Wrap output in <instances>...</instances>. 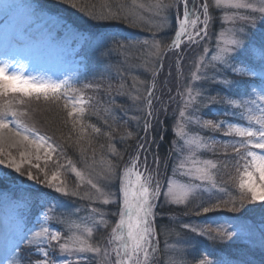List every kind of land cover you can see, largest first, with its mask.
<instances>
[{
    "label": "rangeland",
    "instance_id": "1",
    "mask_svg": "<svg viewBox=\"0 0 264 264\" xmlns=\"http://www.w3.org/2000/svg\"><path fill=\"white\" fill-rule=\"evenodd\" d=\"M48 2L49 11H39L41 14L27 6L31 14L30 17L26 16L28 19L36 14L35 18L31 19V22L35 23L28 26V32L40 33L42 37L34 38V47H31L29 51H24L20 56V62L15 65L26 76L50 78L55 81L69 80L79 91H67L66 95L79 98L82 94L85 103L77 104L76 107H82L85 111L82 114L73 112V115L69 116L68 113L73 111V104L65 98L64 91L56 94V96L49 93L47 98L43 94L38 97L37 94L26 96L19 92L0 97V106H8V103L11 102L13 110L24 113L18 119L21 128L27 127L32 130L27 133L30 141H35L36 136H43L46 141L41 147L37 148L35 142L22 141L21 137L15 135L16 138H11V135L16 131L14 125H9L7 129H0V159H4L6 163L14 161L20 165L21 171L24 173L21 176L13 169H5L4 165H0V175H3L6 171L8 177L3 183H0V186L10 187L6 189L8 194H15V189L19 188L38 189V193L43 190L46 194V198L43 199H51L43 201L45 202L43 207H46L37 213L38 220L35 223L38 228L35 231L39 230L40 225H45L52 230L61 231L62 236L76 232L78 235H83L89 243L94 245L99 240L106 241V237L111 234V225L117 216L112 215V213L118 211V201L117 203L110 202L108 205H104L102 198L92 201L81 199L79 196H64L55 192L54 189L48 188L44 181L46 177L51 179L53 173H56L57 179L53 181V184L64 186L69 191L77 190L80 196L85 193L97 195L91 185L88 184V180L91 179L93 182L98 183V186L103 187L105 183L103 174L105 171L110 166H115L118 173L124 160L128 158V154H136V144L139 141L146 144L147 151H140L138 168L144 166L141 161L144 162L145 157H147V161L152 162L154 157L160 159L157 179L161 184V196L155 201L157 206L154 209L155 225L159 230L158 235L154 238L157 241V252L154 254L155 264H175L182 256L189 264H194V261L202 252L208 251L207 248L211 250L210 247L213 242L183 229V224L203 225L210 224L213 220L224 224L226 227L229 224H240L244 226L245 235H252L258 241L260 230L264 229V219L259 218L261 215L234 216L236 219L234 221L239 222H229L228 219L230 218L228 216L217 218V215H213L215 212L203 215V219L195 218L196 216L189 215L192 208L186 209L191 206L194 207L195 212L197 204L213 195L223 200L234 198L238 201L241 195L239 182L244 169L240 167L239 172L237 171L238 157H236V153L231 147L225 148L223 145L225 142L238 141L241 137L234 132L225 135L226 127L218 132L203 129L194 121L197 117H200L201 119L225 120L227 123L237 124L240 127H249L250 123L245 118V110L232 109L228 105L218 102L209 104L206 107L202 105L199 112H194L193 107L186 108L185 105L188 101L189 85L192 87L193 96L203 85L209 96H216L217 100L229 96L234 100H238L243 97L245 89H255V91L251 92L249 97H243L244 99L256 100L261 95L260 89L264 87V84L259 81L258 77L253 83L241 85L239 95L235 94V89L229 91L214 83L204 84L202 81H192V73L196 71L195 65L200 63L201 57L207 63L211 60V56L215 54L216 37L219 32L233 26L232 21L223 20L226 13L228 15L233 13L256 15L257 27L253 31L257 39L264 35V20L259 18L260 14L253 13L251 8H216L214 0H211L209 37L201 44H186L189 45V48H187L189 58L184 62L180 61L177 65L176 56L170 57L171 54L165 55V61L164 59L161 61L160 56L164 55V52L157 54L154 47V44L159 41L161 49H165L168 32L173 29L174 9L157 15V9L151 6L155 5L158 0H135V2L134 0H58L59 3L57 4L55 0H48ZM159 2L167 4L168 0H159ZM242 2L256 4V0H242ZM16 3L18 5L23 4V0H0V12L15 6ZM4 5L10 7H4ZM139 5H144V7H139ZM51 9L62 11L67 20L54 17L53 12H50ZM180 9L182 11V8ZM109 13L118 14L121 18L99 19L101 16L109 15ZM93 16H96L97 19H93ZM124 17H127V19H124ZM111 22L122 24L121 26H125L129 31L138 32L139 36L130 37L127 35L128 32L123 30L118 34L109 32L104 26ZM243 23V21L236 20V26ZM97 27H100L99 30L102 32L106 31V35L99 39V41H104L103 46L111 45V36H116L122 42L147 40L149 43L147 45L137 44L126 52H113L111 58L104 59L100 55L101 51L95 55V48L92 52L81 50V44H79V38L77 37L83 32L86 37L85 41L88 43L90 38L86 36L83 29H96ZM59 28L63 31L58 30ZM93 36L97 35H91V37ZM43 39H45V42L42 41ZM65 39H69V41H65ZM196 39V41H200L199 38ZM79 45L80 49H78ZM94 46L96 47V44L89 45L86 49L89 50ZM205 47L208 49L206 53L203 51ZM4 60V58L0 59V61ZM176 67H178V71ZM118 68L124 73L123 78L118 75ZM153 71L157 73L155 77L152 76ZM221 78L223 77H217V79ZM86 84H100L102 87L85 88L84 85ZM121 84H123V88L120 87ZM153 86L155 95L160 97L162 103L166 102V104L169 101L164 98L166 92H178L176 103L172 106L167 105V111H162L159 115V124L164 120L168 123V126L164 124L166 128L160 133H158V126L146 133L142 130L143 120L137 123V120L133 119V117L139 115L140 108L144 107L143 97L147 95V89ZM137 96L141 99H134ZM196 101H199V97L196 98ZM257 102L259 103V101ZM154 104L160 107V103L154 101ZM249 106L253 108L254 114H258L255 105ZM106 109L107 111H105ZM181 110L185 111V117L183 118L179 116ZM242 113H244V116H242ZM236 118H241L240 121L242 122L233 121ZM190 120L192 122H189ZM251 126H255L254 121ZM94 127L99 128L100 132H95ZM81 128H83V132H81ZM128 132H133L134 137H127ZM178 133L181 135H178ZM153 137H155L154 141ZM160 137H163V139ZM196 139L209 145L214 142V150L197 148L195 144L191 146L185 144L186 140ZM166 142H168L169 149L164 152L162 150ZM48 145H52L56 149L50 152V158L46 155ZM113 149L115 153L122 154L123 158L121 159L115 155ZM152 151L154 153H151ZM193 152L195 155H192ZM21 153H24V155L22 156ZM190 156L191 159H189ZM192 160L201 162L196 165L198 167H204L203 161L207 160H211L212 163L216 164V168L208 169L213 180L202 183L199 180L190 181L188 176L181 175L189 168H193ZM181 161L185 163L184 168H178ZM243 163L244 161L241 160L240 165ZM35 165H39V167H35ZM73 168L80 172L81 176L78 177ZM148 169L151 170V167H148ZM28 173L32 174L33 180L27 179ZM145 174L147 175V172ZM258 176L259 174L256 173L257 180ZM37 180L40 183H37ZM116 181L117 179L111 182L113 192H116ZM169 181L174 187L187 186L193 183L200 185V187L194 189L185 204H170L164 196ZM213 182L216 184L215 188L211 187ZM77 186L79 187L77 188ZM205 188H209L211 191H205ZM104 190L107 191L108 189ZM259 203L256 204L259 205ZM249 205H253V203H248L247 206ZM49 206L55 211H48ZM92 208H98L105 214L103 219L108 221L109 227L107 229L100 227L98 230L93 219H89L92 215ZM100 219V215L95 214L94 220L99 221ZM1 220L5 223L3 218ZM75 223L87 224L88 227L93 229L92 235L88 236L74 227L70 231L69 224ZM12 226L15 227L16 225L13 224ZM248 228L252 229L251 233L248 232ZM26 237L27 234L25 233L19 235V239L25 243V250L29 247ZM232 242L247 244V241L241 240H233L227 243ZM8 248L11 254L5 264L14 259L17 253L23 259L24 264H28L29 260L39 258L38 253L20 252L15 244ZM185 253L186 255H184ZM262 253H264V249ZM50 254L57 261L66 258L59 253L58 249H50ZM102 255L103 253H101ZM67 258L76 259V257ZM99 259V257L95 261L89 259L86 264H99Z\"/></svg>",
    "mask_w": 264,
    "mask_h": 264
},
{
    "label": "snow or ice",
    "instance_id": "2",
    "mask_svg": "<svg viewBox=\"0 0 264 264\" xmlns=\"http://www.w3.org/2000/svg\"><path fill=\"white\" fill-rule=\"evenodd\" d=\"M214 3L216 8H251L253 13H259V18L264 20V0H256V4L245 3L242 0H214ZM211 6V0H168L167 4L161 3L158 0L155 5L151 6L157 9V15H161L162 12H167L174 8H182V13L177 17L178 30L175 31L172 44L167 45L163 50L159 41L154 44L157 54H160L162 51L164 52V55L160 56L161 61H163L164 56L167 55L168 50L173 46L176 49H180L182 37L186 36L189 41H194L196 38L203 40L209 36ZM4 7L10 6L4 5ZM139 7H144V5H139ZM92 18L97 19L96 16ZM109 18L119 19L121 17L115 13L99 17V19ZM124 19H127V17H124ZM237 19L244 23L236 26ZM223 20L232 21L233 26L219 32V35L216 37L215 54L211 56V60L207 63L201 57L200 63L195 65L196 71L192 73V81H202L204 84L214 83L217 86H223L229 91L235 89V94L239 95L240 86L253 83L257 77L264 84V35H261L257 39L253 31L257 27L256 15H239L238 13L228 15L226 13ZM190 27L195 31L190 32ZM110 40L111 45H105L100 52L101 57L104 59L111 58L113 52H126L137 44L142 43L147 45L149 43L147 40L142 42H122L116 36H111ZM203 51L206 53L208 49L205 47ZM182 59L183 56L177 53V65H179ZM117 73L123 78L124 73L119 68L117 69ZM156 75L157 73L153 71L152 76L155 77ZM218 76H222L223 78L217 79ZM84 87L100 88L102 85L86 84ZM120 87L123 88V84ZM62 91L65 92V98L73 104V111H70L68 115L72 116L73 112L82 114L85 109L82 107L77 108L76 105L85 103L83 95L81 94L79 98L68 97L66 95L67 91H79L69 80L55 81L50 78L26 76L14 62L0 61V97L19 92L26 96L37 94L39 97L40 94H43L47 98L49 93L56 96V94ZM254 91L255 89H245L243 97H249L251 92ZM260 92L261 95L256 100L244 99L243 97L234 100L230 96L221 97L217 100L216 96H209L203 85H201L200 90L195 92V96H193L191 85L188 86L186 108L193 107L194 112H199L202 105L206 107L209 104L219 102L228 105L232 109H244L246 112L245 118L250 123L249 127H240L237 124L227 123L225 120L201 119L200 117L195 119L194 122L203 129L218 132L226 127L227 131L225 135H230L234 132L237 136L241 137L240 140L235 142H225L223 146L225 148L231 147L236 153V157H238L237 171L239 172L240 167L244 169L239 182L241 195L238 201L234 198L223 200L214 195L209 196L207 200H202L197 204L196 216L214 213L222 208H225L228 212L237 213L241 212L242 209L247 210L246 205L248 203L256 204L257 202H260L258 206L264 209V154H259L264 153V87L260 89ZM197 97H199L198 102L196 101ZM134 99L140 100L141 98L137 96ZM154 101L160 103V107H157ZM143 105L144 107H141L139 110V115L133 117V119H136L137 123L143 120L142 130L147 133L158 126L159 115L162 111H167V104L166 102L162 103L160 97L155 95L153 86L147 89V95L143 97ZM249 105H255L258 114H254L253 108ZM21 115H24V113H18L11 108V102L8 103V106H0V129H7L9 125H14L16 128L15 136L21 137L22 141L35 142L37 148L41 147L46 143L45 138L43 136H36L35 141H30L27 133L32 130L27 127L21 128L20 120L18 119ZM179 116L185 117V111L181 110ZM242 116H244V113H242ZM253 121L255 122V126H251ZM189 122L192 121L190 120ZM93 130L97 133L100 132L99 128L94 127ZM81 132H83V128H81ZM178 135L181 134L178 133ZM127 137H134V133L128 132ZM160 138L163 139V137ZM154 140L155 137H153ZM185 144L188 146L195 144L197 148L214 150V142L212 145H209L201 143L199 139H196L186 140ZM55 150L52 145H48L46 155L50 158V152ZM141 150L147 151L146 144L137 141L136 159L133 161V168H126L123 177H118L116 167L110 166L103 174V181H105L103 187L98 186V183L93 182L91 179L88 180V184L91 185V188L95 190L97 195L85 193L83 196H80L77 190L69 191L64 186L53 184V181L57 179L56 173H53L51 179H47L46 177L44 181L46 186L54 189L57 193H61L64 196H79L81 199L92 201L102 198L104 205H108L110 202L117 203L119 197L117 192L111 190V182L119 179L118 192L122 194L123 206L118 208L116 213H112V215H118L119 219L115 222V226L111 228L110 237L106 241H97L95 245L89 243L83 235H78L76 232H71V235L62 236L61 231L52 230L48 226L40 225L38 231L32 232L30 237L25 238L29 246L26 251L39 254L38 259L29 260L28 264H86L87 260L91 259L95 261L97 257L100 258L99 264H155L154 254L157 252V241L154 238L158 233L154 226L156 224L154 209L157 206L155 201L161 196V184L157 179L160 159L159 157H154L153 163L157 167L149 170L147 167V157H145L144 167L147 175L139 171L134 173L133 169L139 166L138 161ZM113 152L115 153L114 149ZM21 155L23 156L24 153H21ZM115 155L121 159L123 158L120 153H115ZM192 155H195V153L193 152ZM249 157L251 159H248ZM189 159H191V156ZM241 160L244 161L242 165H240ZM200 163L199 160H192L193 168H189L188 171L181 173V175L188 176L190 181L199 180L202 183L212 181L213 178L209 174L208 169L216 168V164L212 163L211 160H207L203 161L204 167L196 166ZM0 165H4L5 169H13L14 172L19 173L21 176L24 175L20 165L14 161L6 163L4 159H0ZM35 167H39V165H35ZM184 167L185 163L181 161L178 168ZM73 171L76 172L78 177L81 176V173L76 171L75 168H73ZM256 173L259 174L258 180ZM133 174L135 175V180L131 179ZM7 178V172L5 171L3 175H0V183H3ZM27 179L33 180L34 177L31 173H28ZM36 182L40 183L38 180ZM199 187L200 185L194 183L187 186L174 187L171 181H169V186L164 196L170 204H185L189 195L194 189ZM211 187L215 188L216 184L213 182ZM104 189L108 190L105 191ZM205 191H211V189L205 188ZM48 211L55 210L49 206ZM97 213L101 217L99 221L94 220V216ZM91 214L89 219H93L98 230L100 227L104 229L109 227L108 221L103 219L105 214L98 208H92ZM185 214L187 215L188 213ZM53 218L59 219L58 217ZM68 227L70 231L74 227L88 236H91L93 233V229L88 227L87 224L75 223L69 224ZM182 227L190 233L213 242L214 246H216L214 251L202 252L196 258L194 264H244L243 261L238 262L233 257L223 254L219 249V245L233 240L247 241V247H251L256 243L252 235H245L244 226L240 224H229L226 227L224 224L213 220L210 224H183ZM248 232L251 233L252 229L248 228ZM259 243L261 247H264V229L260 230ZM50 249H58L59 253L66 258L62 261H57L50 254ZM101 253H103L102 256ZM67 257H76V259L72 260ZM8 264H24V261L19 253H17L14 259L8 261ZM175 264H189V262L182 256Z\"/></svg>",
    "mask_w": 264,
    "mask_h": 264
},
{
    "label": "trees",
    "instance_id": "3",
    "mask_svg": "<svg viewBox=\"0 0 264 264\" xmlns=\"http://www.w3.org/2000/svg\"><path fill=\"white\" fill-rule=\"evenodd\" d=\"M40 1L45 3V4H49L48 0H40ZM59 1H61V0H59ZM55 2H56V4L59 3L58 0H55ZM115 22H111V23H108V24L109 25H122V24L115 23ZM181 55L183 56V59L181 60L182 62L184 61V59L186 60V59L189 58V54H188L186 49L182 50ZM174 56H176L175 53H174ZM176 69L178 71V67H176ZM166 93L167 94L164 96V98L169 100L167 102V105L168 106L174 105L176 103L175 101H177V99H178V97H177L178 92L167 91ZM228 94H229V92H228ZM170 98H172V99H170ZM164 101H166V100H164ZM164 124H165V126H168V123H166L165 120L162 123L158 124V133H160V132L165 130L166 127L164 126ZM116 136H119V135H116ZM168 149H169V145H168V142H166V145L163 147L162 151L165 152V150H168ZM151 153H154V152L152 151ZM165 155H167V154H165ZM186 209H188V210L191 209L189 211V215L191 214V215L196 216L195 212H194V207L189 206ZM263 210L264 209H261L257 204H253V205L247 206V210L242 209L241 212L231 213V212H228L225 208H222L221 210L215 212L213 215L221 216V215L225 214V215H228V216H243V215L248 216V215L257 214V215H261L259 218L264 219ZM197 217H199L200 219L204 218L203 214L201 216H196L195 218H197ZM156 229H157V233H159L158 232L159 230H158L157 226H156ZM256 245H258V246L257 247H254V246L248 247V249H246L247 251H244L245 250L244 248L247 247V246H245V244L238 243V242H232V243H225L223 245H219V249H220V251H222L223 254H226L228 256H234V257L238 256V258H240V260H242V261L246 260V263L249 262L250 264H264V254L259 252V249H262V247H261L259 242H257ZM210 248H211L212 251H214L216 246H214V244H212ZM207 250L211 251L209 248H207Z\"/></svg>",
    "mask_w": 264,
    "mask_h": 264
},
{
    "label": "bare ground",
    "instance_id": "4",
    "mask_svg": "<svg viewBox=\"0 0 264 264\" xmlns=\"http://www.w3.org/2000/svg\"><path fill=\"white\" fill-rule=\"evenodd\" d=\"M191 32V31H190ZM174 55V53H172L171 55H170V57L171 56H173ZM17 137H19V136H17ZM11 138H16L15 136H14V134L13 135H11ZM0 233H1V231H0ZM8 255H10V253L8 254ZM7 256V255H6Z\"/></svg>",
    "mask_w": 264,
    "mask_h": 264
}]
</instances>
